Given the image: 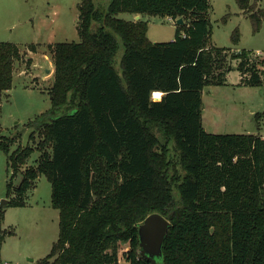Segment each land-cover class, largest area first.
Returning <instances> with one entry per match:
<instances>
[{"label":"trees","instance_id":"1","mask_svg":"<svg viewBox=\"0 0 264 264\" xmlns=\"http://www.w3.org/2000/svg\"><path fill=\"white\" fill-rule=\"evenodd\" d=\"M259 1L237 0L254 31L264 18ZM77 8L79 41L49 45L51 108L26 125L35 127L29 141L42 136L35 163L26 166L30 143L12 150L20 134L0 135L12 169L0 221L6 207L26 205L44 175L59 234L40 264H119L124 243V261L152 264L139 253L138 235L152 213L171 222L161 264H264V137L211 133L202 123L203 89L226 84L231 70L241 84L263 85L264 55L212 43L210 0H110L105 12L79 0ZM122 12L184 24L173 40L153 42L147 21L125 20ZM23 54L0 41V93L11 89Z\"/></svg>","mask_w":264,"mask_h":264},{"label":"rangeland","instance_id":"2","mask_svg":"<svg viewBox=\"0 0 264 264\" xmlns=\"http://www.w3.org/2000/svg\"><path fill=\"white\" fill-rule=\"evenodd\" d=\"M110 0H94L99 11L107 9ZM253 1V0H252ZM79 0H0V41L16 42L23 59L14 64L12 87L8 94L0 93V135L20 134L14 150L19 144L30 143L34 148L26 166L33 165L39 157L40 131L29 141L35 127H27L30 120L51 108L49 88L52 54L49 45L55 42L79 41L77 32ZM209 12L212 24L211 41L219 47L246 49L264 55V18L258 31H254L251 20L239 8L237 0H210ZM258 7L264 9V0ZM118 17L131 20L127 12ZM148 23V38L155 42H167L175 38L178 24L171 18L159 15H144ZM239 31V40L234 43L232 34ZM51 42V43H49ZM38 45L28 63V46ZM123 53L120 43L118 58ZM54 64V63H53ZM238 82V84H237ZM236 83V84H235ZM236 71L228 75V83L206 86L202 93V123L211 133H257L264 137V84L248 86L239 84ZM153 96V94H152ZM255 113H259L257 117ZM36 126V125H35ZM161 142V132L155 129ZM171 158L176 159L173 143H169ZM12 174L7 154L0 150V208L7 198V181ZM19 177L13 184L17 185ZM174 193L177 195L176 189ZM0 221V264H40L39 261L51 251L59 234V210L51 204V184L41 175L33 190L26 196V205L6 207ZM129 249L124 243L119 251V264H128L122 252ZM161 264V262H158Z\"/></svg>","mask_w":264,"mask_h":264},{"label":"water","instance_id":"3","mask_svg":"<svg viewBox=\"0 0 264 264\" xmlns=\"http://www.w3.org/2000/svg\"><path fill=\"white\" fill-rule=\"evenodd\" d=\"M140 16L137 15L136 19ZM176 23L184 24L183 18H178ZM8 199L2 200V206L8 204ZM171 222L160 213H152L148 215L138 225L139 235V253L152 264L161 262L163 257L162 246L167 235Z\"/></svg>","mask_w":264,"mask_h":264},{"label":"crops","instance_id":"4","mask_svg":"<svg viewBox=\"0 0 264 264\" xmlns=\"http://www.w3.org/2000/svg\"><path fill=\"white\" fill-rule=\"evenodd\" d=\"M132 15V19L131 20H137L136 19V17H137V15H133V14H131ZM140 16V15H139ZM140 18H142L143 19V16H140ZM174 39V38H173ZM153 42H155V40H153ZM14 43H16V42H14ZM49 43H51V42H49ZM17 44V43H16ZM18 45V44H17ZM19 46V45H18ZM37 47H38V45H37ZM19 48L21 49V47L19 46ZM29 51V50H28ZM31 54L29 55V58H31L32 59V53H34V52H31V51H29ZM235 61L233 62V64L235 65ZM50 71V74H49V76H50V78H52L53 77V75H54V64H53V61H52V66H51V68L50 69H47V72H49ZM233 71H236L238 74H239V72L237 71V70H231L228 74H227V76H226V83H228V75L231 73V72H233ZM239 77H240V74H239ZM240 79H241V77H240ZM236 84V83H235ZM237 84H238V82H237ZM240 84V83H239ZM8 91L9 90H6V91H3L5 94H8ZM160 93V98H161V96H162V92H159ZM5 211H6V209H5Z\"/></svg>","mask_w":264,"mask_h":264},{"label":"bare ground","instance_id":"5","mask_svg":"<svg viewBox=\"0 0 264 264\" xmlns=\"http://www.w3.org/2000/svg\"><path fill=\"white\" fill-rule=\"evenodd\" d=\"M153 93H154V96H155L156 98H159V97H160V96H159V95H160L159 92L156 91V92H153ZM153 93H152V94H153Z\"/></svg>","mask_w":264,"mask_h":264},{"label":"built area","instance_id":"6","mask_svg":"<svg viewBox=\"0 0 264 264\" xmlns=\"http://www.w3.org/2000/svg\"><path fill=\"white\" fill-rule=\"evenodd\" d=\"M159 96H160V95H159ZM152 97H153L154 100H159V99H160V97H159V98H156V97L154 96V93H153V96H152Z\"/></svg>","mask_w":264,"mask_h":264}]
</instances>
